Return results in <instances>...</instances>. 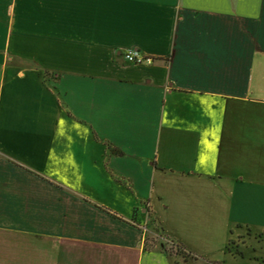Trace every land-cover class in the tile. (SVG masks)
I'll use <instances>...</instances> for the list:
<instances>
[{"label": "crops", "instance_id": "1", "mask_svg": "<svg viewBox=\"0 0 264 264\" xmlns=\"http://www.w3.org/2000/svg\"><path fill=\"white\" fill-rule=\"evenodd\" d=\"M0 264H264V0H0Z\"/></svg>", "mask_w": 264, "mask_h": 264}, {"label": "rangeland", "instance_id": "2", "mask_svg": "<svg viewBox=\"0 0 264 264\" xmlns=\"http://www.w3.org/2000/svg\"><path fill=\"white\" fill-rule=\"evenodd\" d=\"M151 228L152 231L155 232L154 236H147V240H148V245L150 248H154V247H164L166 250L169 249L171 247V242L165 240L162 237V233H160L159 229L155 228V221L151 220ZM161 236V237H160ZM249 242L246 239V234L242 235L239 238H235L233 240H231L230 244H229V250L236 252L237 250L239 251L241 244L245 243L247 247L251 248V249H256L258 248L259 244L258 243L261 239L262 236H253L250 235L248 236Z\"/></svg>", "mask_w": 264, "mask_h": 264}, {"label": "built area", "instance_id": "3", "mask_svg": "<svg viewBox=\"0 0 264 264\" xmlns=\"http://www.w3.org/2000/svg\"><path fill=\"white\" fill-rule=\"evenodd\" d=\"M126 59L131 62V63H134V64H141V63H151L152 62V59L150 58H147V59H144V58H140L138 56V53L136 52H129L127 55H126ZM171 246L174 247V249L176 250H180V251H183V248L181 246H179L178 244H175V243H171Z\"/></svg>", "mask_w": 264, "mask_h": 264}, {"label": "trees", "instance_id": "4", "mask_svg": "<svg viewBox=\"0 0 264 264\" xmlns=\"http://www.w3.org/2000/svg\"><path fill=\"white\" fill-rule=\"evenodd\" d=\"M145 249L147 250V251H149L151 248L149 247V245H148V243H147V241H145ZM167 252L169 253V255H175V254H180L181 253V251L180 250H176V249H174V247H170L169 249H167ZM183 254V253H182ZM184 261H185V263H187V258L184 256Z\"/></svg>", "mask_w": 264, "mask_h": 264}]
</instances>
